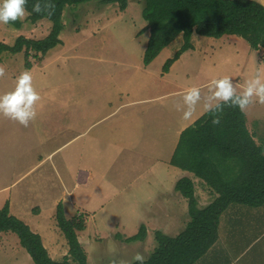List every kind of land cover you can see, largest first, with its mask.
Segmentation results:
<instances>
[{"label": "rangeland", "instance_id": "obj_1", "mask_svg": "<svg viewBox=\"0 0 264 264\" xmlns=\"http://www.w3.org/2000/svg\"><path fill=\"white\" fill-rule=\"evenodd\" d=\"M144 6V0H130L125 11L101 0L68 6L62 43L42 60H28L24 52L2 55L0 94L13 91L20 74L29 71L41 99L27 127L0 116V209L11 201V214L42 237L54 261L69 254L55 217L60 203L67 219L86 216L78 240L87 264H130L137 253L147 260L157 232H183L189 203L175 183L183 177L194 182L199 208L216 195L201 179L172 166V142L207 113L204 105L218 103L213 79L229 77L237 95L257 75L264 82V49L238 36L194 34V48L165 72L185 43L180 35L146 66L150 32ZM21 22L20 29L0 24V43L13 46L21 36L42 40L53 26L48 19L33 23L27 11ZM192 87L201 90V100L185 120L183 95ZM244 113L264 149V104H250ZM227 210L222 241L195 264H264V206L233 204ZM142 226L146 239L127 242ZM0 264L34 262L15 234L1 233Z\"/></svg>", "mask_w": 264, "mask_h": 264}, {"label": "trees", "instance_id": "obj_2", "mask_svg": "<svg viewBox=\"0 0 264 264\" xmlns=\"http://www.w3.org/2000/svg\"><path fill=\"white\" fill-rule=\"evenodd\" d=\"M91 1L51 0L54 4L51 14H37L32 11L36 0H28L29 19L33 23L50 20L51 33L42 40L21 36L13 46L0 43V61L5 52L14 55L24 52L28 60L32 56L42 60L62 43L66 7ZM101 1L106 5L118 4L125 11L130 0ZM144 4L143 18L150 32L144 57L146 66L180 35L185 43L167 61L165 72L183 53L194 48V34L216 39L238 36L253 49H264V5L255 0H144ZM8 25L20 29L22 22ZM218 115L219 124H213L214 114L207 112L184 130L171 159L172 166L194 174L217 196L211 204L199 208L194 182L188 177L178 181L175 190L188 200L190 221L176 237L157 232V247L146 264H195L218 241L221 216L231 205L264 206V149L248 130L244 111L226 106ZM55 217L69 245V254L61 262L50 257L39 234L11 214L9 202L0 209V234H15L34 264H87V255L78 240L79 233L87 229L86 216L78 214L67 219L60 203ZM146 237V226H142L139 233L126 241H144Z\"/></svg>", "mask_w": 264, "mask_h": 264}, {"label": "clouds", "instance_id": "obj_3", "mask_svg": "<svg viewBox=\"0 0 264 264\" xmlns=\"http://www.w3.org/2000/svg\"><path fill=\"white\" fill-rule=\"evenodd\" d=\"M28 0H0V24H15L22 20L26 13V4ZM54 4L51 0H36L32 11L39 14L47 12L51 14ZM5 70L0 66V78L4 77ZM32 75L29 71H24L16 80V86L13 91L0 94V116L17 121L19 124L27 127L31 121L36 118L34 105L41 99L32 85ZM214 86L212 99L218 101L215 105L209 103L204 105L205 111L214 114L213 124H219V113H222L224 107L238 108L244 111L250 104H264V82L259 75L248 80L246 86L239 95L236 94V85L229 77L213 79ZM201 100V90L198 87H192L183 95V101L188 106L183 114V119L190 120L193 116L197 104ZM115 264V262H113ZM130 264H146V257L137 253Z\"/></svg>", "mask_w": 264, "mask_h": 264}, {"label": "crops", "instance_id": "obj_4", "mask_svg": "<svg viewBox=\"0 0 264 264\" xmlns=\"http://www.w3.org/2000/svg\"><path fill=\"white\" fill-rule=\"evenodd\" d=\"M255 1H257V2H259V3H261L262 5H264V0H255ZM262 63L264 62V60H262L261 61ZM180 132V131H179ZM253 136H254V139H255V141L256 142H258V139H257V137H256V132L255 131H253V133L252 132H250ZM178 135H177V137L175 138V140L172 142L173 143V146H172V151H173V154H172V156H171V158L169 159V162L171 161V159H172V157H173V155H174V152H175V150H176V147H177V140L179 139L180 140V136H181V134H182V132L181 133H177ZM178 143H179V141H178ZM174 167V166H173ZM175 168H177V167H175ZM177 169H179V168H177ZM181 170V169H180ZM183 171V170H182ZM185 172L186 171H183V173L182 174H185ZM187 173H190V172H187ZM192 174V173H191ZM194 175V174H193ZM184 178V177H183ZM189 178V177H188ZM182 179V178H181ZM178 182V181H177ZM176 182V183H177ZM176 183H175V186H176ZM205 185V184H204ZM174 186V187H175ZM212 190V189H211ZM213 191V190H212ZM210 193V192H209ZM213 193H214V191H213ZM211 194V193H210ZM10 195H11V193H10ZM216 195V194H215ZM217 196V195H216ZM216 196H213V198H215ZM198 197H199V200L200 201H202V197L201 196H199V194H198ZM212 197V195H210V197H209V199ZM212 198V199H213ZM211 199V200H212ZM211 200H209V201H205L204 202V204H207V203H209ZM9 202V204H10V202L11 201H8ZM213 202V201H212ZM212 202H210L209 204H211ZM7 203V202H6ZM5 203V204H6ZM209 204H207V205H204V207H206V206H208ZM5 206V205H4ZM203 207V208H204ZM231 207V206H230ZM10 210H12L11 209V204H10ZM228 211V210H227ZM263 212H264V210H263ZM228 214V212H226V214H224L223 213V215L221 216V219H220V224H219V230H218V233H219V240H221L222 241V239H221V235H220V229L222 228V222L224 221V218L226 217V215ZM159 216H161L160 214H158ZM188 216H189V207H188ZM169 221V220H168ZM189 221H190V217H189V220H188V222L187 223H189ZM185 230V229H184ZM180 233H178V234H176L175 236H170V235H168V236H170V237H176L177 235H179ZM217 244V243H216Z\"/></svg>", "mask_w": 264, "mask_h": 264}]
</instances>
